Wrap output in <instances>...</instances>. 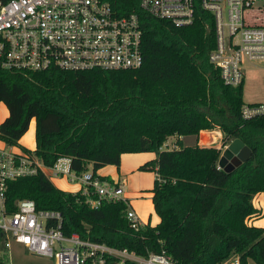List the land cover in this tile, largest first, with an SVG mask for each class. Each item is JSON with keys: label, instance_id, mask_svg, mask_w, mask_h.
<instances>
[{"label": "trees", "instance_id": "obj_1", "mask_svg": "<svg viewBox=\"0 0 264 264\" xmlns=\"http://www.w3.org/2000/svg\"><path fill=\"white\" fill-rule=\"evenodd\" d=\"M109 1L119 13L137 14L141 64L0 68V101L7 110L0 140L20 145L33 119V154L46 166L68 156L76 174L88 162L95 173L105 164L118 166L122 152L154 151L138 169L154 171L151 202L159 220L134 229L125 217V198L91 206L86 198L93 194L58 188L41 170L6 180L5 212L15 209L17 199L31 198L36 208L60 212L65 234L76 232L141 255L163 250L174 264H220L231 254L240 264L248 258L264 264V226L247 223L256 212L252 195L264 192V114L243 118L242 83L224 84L209 61L211 13L197 5L190 23L175 26L141 9L138 0ZM143 76L148 77L142 81ZM212 129H219L222 144L239 138L248 156L228 170L219 166L221 149L196 143L199 131ZM171 135L174 146L167 147ZM180 136L195 140L183 144ZM2 246L0 235V264L6 256Z\"/></svg>", "mask_w": 264, "mask_h": 264}, {"label": "built area", "instance_id": "obj_2", "mask_svg": "<svg viewBox=\"0 0 264 264\" xmlns=\"http://www.w3.org/2000/svg\"><path fill=\"white\" fill-rule=\"evenodd\" d=\"M197 5L212 15L214 47L208 59L218 67L222 82L232 86L243 83L246 64L260 67L264 78V5L253 12L252 0H138L141 9L175 26L190 23ZM140 36L137 14L119 13L109 0H0V68L133 69L142 61ZM240 114L243 118L264 114V101H243ZM203 135L197 136L198 145L208 142ZM20 145L4 142L0 145L3 247H8L13 239L31 254L50 256L54 264H108L111 260L174 264L163 250L141 255L124 247L81 238L76 232L65 234L60 227V212L36 208L31 198L17 199L15 209L5 212L6 180L38 170L47 176H62L77 183V190L94 195L86 198L91 206L98 205L100 200L123 199L121 185L101 178L90 168L74 173L70 157L59 156L46 166L33 154L34 147L22 145L26 148L23 149ZM255 194L251 201L256 198ZM261 213V209L253 212L247 222ZM125 217L134 229L142 225L129 205ZM220 264H240L238 255H230Z\"/></svg>", "mask_w": 264, "mask_h": 264}, {"label": "crops", "instance_id": "obj_3", "mask_svg": "<svg viewBox=\"0 0 264 264\" xmlns=\"http://www.w3.org/2000/svg\"><path fill=\"white\" fill-rule=\"evenodd\" d=\"M252 102V101H250ZM7 114V110H6ZM6 116V115H5ZM31 122L34 120L31 119ZM30 122V123H31ZM205 137L208 142L205 145H213L222 149L221 143L214 142L216 138L220 137V132L216 131H199L198 135L201 138V135ZM168 138H174V135L168 136ZM167 138V140H168ZM183 144H192L195 140L193 136H180ZM197 140V137H196ZM29 145V146H28ZM27 147H34V127H33V134H32V143L29 141L27 142ZM155 157L154 151H137V152H122L120 154L119 164L118 166L107 165L100 166L96 169L95 173L99 176H106V179H110L115 184H119L122 186V193L121 196L127 200L128 205L134 209L137 218L142 224L149 223L150 225H154L158 222L159 217L155 213L152 202H151V194L150 187H143L142 186V174L144 170L138 169V166L143 162L152 159ZM87 169L91 167L90 162L87 164ZM152 172V181L154 178V171L148 170ZM54 177V176H52ZM121 177V181L119 180ZM51 180V177L48 176ZM52 182V180H51ZM78 184L76 183L72 190L68 189V187H62L61 189L75 191L78 188ZM256 198L251 201L253 207H255L256 211L261 209L262 213L257 216H252L248 220V224L257 225V226H264V192H256Z\"/></svg>", "mask_w": 264, "mask_h": 264}, {"label": "rangeland", "instance_id": "obj_4", "mask_svg": "<svg viewBox=\"0 0 264 264\" xmlns=\"http://www.w3.org/2000/svg\"><path fill=\"white\" fill-rule=\"evenodd\" d=\"M263 5H264V0H252V11L256 12L257 7L261 8L263 7ZM258 14H261V13H258ZM247 20H249L248 17H247ZM147 77L143 76V77H139V79L144 81L145 78L147 79ZM241 90H242V99L244 102L264 101V78L262 75V70L256 64H253V65L246 64L245 65L244 80L242 83ZM5 115H6V107L3 103H0V121L2 120V118H4ZM33 127H34V124L32 121L31 123H29L27 130L19 137L18 139L19 144L27 145V142L29 141L32 143ZM212 130L219 131V129H212ZM221 136L222 134L220 132V137L216 138V141L214 142L218 141V143H221V146L223 147ZM172 142H173V138H168L166 142L167 143L166 146L170 147ZM2 144L3 142L0 140V145ZM105 165H107L105 168L107 169L109 165H113V164H105ZM142 176H143L142 186L145 188L149 187L150 184L152 183V177H153L152 172L145 169ZM50 177H51L52 183L58 188L67 186L68 189L72 190L76 184L75 182H69L65 177H62V176L60 177L50 176ZM119 180L121 181V177ZM75 191H71V192H75ZM2 249H3L2 252H6L4 264H54L50 256H40V255L31 254L23 247L22 244L14 241L13 239H10L8 247H3ZM247 264H254V262L251 258H248Z\"/></svg>", "mask_w": 264, "mask_h": 264}, {"label": "water", "instance_id": "obj_5", "mask_svg": "<svg viewBox=\"0 0 264 264\" xmlns=\"http://www.w3.org/2000/svg\"><path fill=\"white\" fill-rule=\"evenodd\" d=\"M248 154L249 148L239 138H231L221 149L218 165L228 170L245 159Z\"/></svg>", "mask_w": 264, "mask_h": 264}]
</instances>
